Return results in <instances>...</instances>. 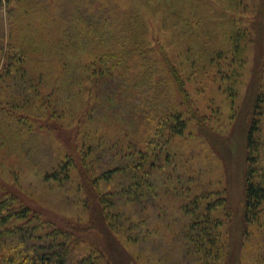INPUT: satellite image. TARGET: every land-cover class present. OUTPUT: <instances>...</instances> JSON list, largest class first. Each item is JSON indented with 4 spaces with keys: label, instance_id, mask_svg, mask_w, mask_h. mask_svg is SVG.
<instances>
[{
    "label": "rangeland",
    "instance_id": "1",
    "mask_svg": "<svg viewBox=\"0 0 264 264\" xmlns=\"http://www.w3.org/2000/svg\"><path fill=\"white\" fill-rule=\"evenodd\" d=\"M258 2L0 0L4 17L0 41L6 42L8 50L17 51L28 87L25 98H17L18 104L10 102L12 88L0 89V108L9 113L0 122V198L13 197L16 207L29 206L54 226L73 230L83 241L79 249L90 243L125 259L104 228L90 227L86 194L79 185L80 168L94 174L98 159L88 152L90 144L97 153L115 141L145 148L159 104L152 92L143 90L140 78L153 58L161 64L164 53L182 78L192 109L225 139L226 153L218 156L198 132L195 119L187 121L183 133L173 137L156 158L165 171L169 172L168 164L175 167L169 181H174L176 192L166 196L170 210L180 219L182 211L177 206L187 195L211 192L208 197L215 198L223 189L229 194L228 210L237 209L243 188L248 86L255 63L252 23ZM138 45L156 49L151 60L142 59ZM109 54L121 61L110 74L124 84L106 98L110 84L105 86L103 80L110 75L103 72V64ZM154 68L152 78L162 76L158 83L164 91L161 101L174 92L168 75ZM178 107L184 109L182 103ZM117 133L121 136L116 139ZM68 160L75 164L61 171L67 179L45 178V172ZM184 173L191 179L178 193ZM115 184L114 180L107 185L101 181L99 189L107 191ZM212 215L224 220L223 207ZM226 222L219 227L222 242L229 246L224 264H233L242 226L238 215ZM174 232L160 229L154 244L161 238L170 241ZM160 251L165 253V246ZM150 256V263L155 264L156 257ZM247 257L245 253L243 259Z\"/></svg>",
    "mask_w": 264,
    "mask_h": 264
},
{
    "label": "trees",
    "instance_id": "2",
    "mask_svg": "<svg viewBox=\"0 0 264 264\" xmlns=\"http://www.w3.org/2000/svg\"><path fill=\"white\" fill-rule=\"evenodd\" d=\"M258 4L252 23L256 34L255 63L248 86L250 111L244 134L243 188L237 209L229 211V194L223 189L216 190L215 198L208 197L211 192L187 195L186 200L177 206L179 213L182 211L180 219L170 210L166 196L176 192L174 181H169L175 167L168 164L169 172L165 171L157 164L159 160L156 161V158L160 157L163 148L173 137L183 133L187 121L195 119L198 132L218 156L226 153L225 145H222L225 139L222 140L221 136L208 128L192 109L182 78L163 53L161 64L153 58L140 78L143 90L152 92L159 104L145 148L141 150L129 142L117 145L115 141L113 145L109 142L97 153L93 152L90 144L91 150L88 152L94 160L98 159L94 174L91 176L89 170L76 165L81 174L79 185L86 194L84 205L89 209L90 227L104 228L124 252L125 259L111 256L105 249L90 243L79 249L78 244L83 241L73 230L68 228L64 231L44 220L29 206L16 207L13 197H3L0 198V264H151L150 255L156 257L155 264H224L229 246L222 242L219 227L226 224L232 215H238L239 225L242 226L233 264H264V0H259ZM2 21L4 17L0 12ZM2 32L0 28V40ZM155 50L137 46L139 55L145 61L152 59L151 54ZM18 57L17 51L8 50L6 42L0 41V89L12 88L10 102L13 104L20 103L17 98H25L24 92L28 90L24 81L26 71ZM115 58V54H109L105 59L107 62L103 64V72L110 75V79L103 80L105 86L106 83L110 84L106 88L108 93L104 94L106 98L113 95L121 83L124 84L122 79L120 82L110 74L112 68L120 67L118 63L121 61ZM154 67L161 68L163 74L168 75L174 92V95L170 94L171 97L161 101L159 96L164 91L160 90L158 83L162 76L157 80L152 78L156 72ZM180 103L184 109H179ZM7 117L9 113L1 107L0 122ZM14 120L20 122L18 118ZM120 136L121 133H117L116 139ZM150 156L154 159L151 160ZM167 158L168 152L164 164H167ZM73 164V160H68L56 169L45 172V178L67 179L68 175L62 176L61 171ZM184 174V179L180 178L182 188L178 193L186 189L191 179L187 173ZM112 180L116 183L114 187L107 191L99 189L101 181L107 185ZM218 207H223L222 221L212 215ZM160 229L174 230L175 237L170 241L161 238L158 245L154 244V235ZM163 246L166 252L162 254L160 249ZM245 253L248 257L243 259Z\"/></svg>",
    "mask_w": 264,
    "mask_h": 264
}]
</instances>
